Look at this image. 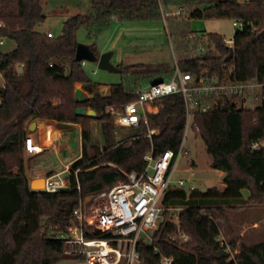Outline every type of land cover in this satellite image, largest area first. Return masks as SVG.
Segmentation results:
<instances>
[{"label": "trees", "instance_id": "obj_1", "mask_svg": "<svg viewBox=\"0 0 264 264\" xmlns=\"http://www.w3.org/2000/svg\"><path fill=\"white\" fill-rule=\"evenodd\" d=\"M165 19L172 16L170 6L187 8L188 18L231 20L242 23L233 36V56L220 35H208L207 50L193 57L180 58L181 70L199 75L202 70L221 76L231 73L235 82L264 84V0H161ZM98 20L117 15L121 21L161 19L158 0H92ZM180 10V14L182 11ZM123 17L125 19H123ZM46 17L40 0H0V37L13 42L14 48L0 51V264H62L65 240L74 223L73 211L82 197L100 193L129 172L145 168L144 154L157 156L166 150L177 153L185 125L184 101L179 94L156 100L158 111L147 116V124L129 129L127 136L116 138L114 121L106 114L109 107L119 108L132 102L135 92L152 82L167 80L172 72L157 74L151 67L117 65L127 80L111 85V96L75 101V85L94 91L93 83L75 61L78 44L76 31L88 24L81 14L63 23L61 36L49 38L38 27ZM103 23V22H101ZM179 27L172 28L176 30ZM181 31V30H180ZM187 32V31H183ZM182 33V31H181ZM197 42V41H195ZM95 56L96 53L88 46ZM24 65L22 70L19 65ZM86 107L97 112V119L78 117L75 110ZM59 124H80L81 153L68 169L69 188L47 193L33 191L26 177L24 140L32 120ZM193 132L203 141L211 157V169L223 172V190L209 188L204 193L171 187L163 204L180 207L177 220L164 213V220L153 232V243H139L140 264H161V257L173 264H264V241L257 244L237 240L222 245L218 240L226 212L264 206V150L252 153L249 146L264 135V112L236 110L228 103L195 114ZM90 121H100L101 144L93 143ZM154 133L148 136L149 132ZM78 187V190L76 189ZM248 191L244 198L242 191ZM187 240L179 238V235ZM87 239H108L110 235L84 230ZM235 252L230 258L227 251ZM83 262V256L76 257Z\"/></svg>", "mask_w": 264, "mask_h": 264}, {"label": "built area", "instance_id": "obj_2", "mask_svg": "<svg viewBox=\"0 0 264 264\" xmlns=\"http://www.w3.org/2000/svg\"><path fill=\"white\" fill-rule=\"evenodd\" d=\"M232 26L241 29L242 23L233 21ZM46 35L53 37L50 33ZM190 37L193 41L198 40L195 35L191 34ZM4 40L5 38L0 37V49ZM225 46L228 50L233 49V40H228ZM199 52H205V48L201 47ZM174 67L167 80L152 82L137 90L136 98L132 102L106 110V114L113 118L115 126L133 129L141 123L147 124V116L158 111L156 100L179 94L185 107L183 138L177 153L166 150L155 156L151 150L143 156L145 168L141 172H129L125 174L124 181H118L98 194L80 199L78 207L73 211L74 223L69 227L68 234L59 235V238L65 240V245L73 242L81 247L83 262L79 264H140L137 247L139 243H153V232L163 222L164 213L171 212L174 221L177 220L181 208L164 205L163 200L174 186L188 192L197 190L193 184L196 171L191 166L184 170L188 173L186 178L177 179L176 185L172 182L182 155L186 132L190 128L193 130L195 114L207 113L219 107L220 103H228L236 110L254 112L261 109L264 112L263 83L235 82L231 79L230 72L218 77L202 70L197 76L188 71L183 72L177 62ZM23 68V64L19 65L20 70ZM153 133L154 130H151L148 136ZM260 150H264V135L249 146L252 153ZM24 153L27 157L37 156L42 153V148L27 136L24 140ZM68 188L67 178L62 179L57 175L44 177L43 191L47 193L65 191ZM87 198H90L88 202ZM85 228L90 233L97 231L110 237L101 240L87 239L84 237ZM179 238L187 240L182 234ZM218 240L226 245L221 235ZM227 251L230 258L235 253L230 252L229 247ZM160 259L161 264L174 263L172 258Z\"/></svg>", "mask_w": 264, "mask_h": 264}, {"label": "rangeland", "instance_id": "obj_3", "mask_svg": "<svg viewBox=\"0 0 264 264\" xmlns=\"http://www.w3.org/2000/svg\"><path fill=\"white\" fill-rule=\"evenodd\" d=\"M159 1V14L161 19L152 21H121L117 15L107 16L102 21L97 19L96 12L92 8V0H40L43 14L46 17L43 24L38 27L40 33H50L53 38L61 36L63 23L72 16L81 14L89 18V23L78 28L76 40L81 44L91 46L96 56L113 51L114 56L111 63L114 66L122 65L129 67L134 64H143L151 67V71L157 74L173 72L175 62L180 58L193 57L200 54L199 49L210 44L208 35H220L225 43L231 40L237 31L232 26L233 21L218 19H187L188 9H178L170 6L168 12L172 14L170 20L165 19L162 10V1ZM180 10L182 14H180ZM123 19H125L123 17ZM103 22V23H101ZM176 30H171L172 28ZM187 31V32H183ZM195 35L198 40L193 41L190 35ZM14 48L13 42L4 40L0 51L6 53ZM83 69L93 83H99L106 87H97L101 95H113L114 89L111 85L126 81V76L120 73H110L99 70L95 63L83 62ZM166 80V79H164ZM149 85V84H147ZM0 86H3V78L0 76ZM77 89L82 86L75 85ZM109 91V93H108ZM82 96L92 99L83 90ZM157 106V105H156ZM100 121H90L89 129L91 139L95 144H101ZM80 124L63 123L58 125V132L53 137L51 145L47 150L42 148L39 157L30 159L24 154L26 177L28 181H35L49 176H60L68 178L70 165L80 158L81 132ZM116 138L127 136L131 130L119 128L114 125ZM62 136H61V132ZM182 155L178 161L177 172L172 177L174 185L179 178H186L188 173L184 171L191 166L196 171L194 186L204 193L209 188L223 190V174L211 169V157L206 153L203 141L195 136L190 128L186 132ZM58 139V142H56ZM56 142V143H55ZM44 145V144H43ZM45 145H50L45 143ZM244 198L248 197V191L243 190ZM220 225V235L227 242L237 240L236 250L241 243L257 244L264 241V206H252L251 208L236 209L226 212V218H217ZM254 225V226H253ZM255 225H257L255 227ZM81 247L73 242L66 244L64 253L72 256L71 259L62 261V264H79L76 257L82 256Z\"/></svg>", "mask_w": 264, "mask_h": 264}, {"label": "water", "instance_id": "obj_4", "mask_svg": "<svg viewBox=\"0 0 264 264\" xmlns=\"http://www.w3.org/2000/svg\"><path fill=\"white\" fill-rule=\"evenodd\" d=\"M258 36L264 37V31L260 32ZM75 52H76L75 53V61L77 63H79V62L95 63L99 70L107 71V72H110L113 74L114 73H120V69L117 68V66H115V65L113 66L111 63V59L114 56L113 51H108V52L101 54L100 56H95V54L92 51H90V49L87 45L79 43L76 46ZM232 56H233V49H229V53H228L226 60H230L232 58ZM83 90H85V88H83V89L80 88V89H77L75 91V101L82 102V101L87 99V97L82 96ZM86 92L91 98H95L98 96H110L109 94L101 95L98 90L96 92H93L91 89H89ZM108 93H109V91H108ZM75 115L78 117L87 116V117L92 118V119H97L99 116L96 111H94L92 109H88L86 107H80V108L76 109ZM35 127H36L35 122H32L28 126V131L33 132L35 130ZM30 189L33 191H43V189H44V178H40V179H37L35 181H32L30 184ZM89 199L90 198H87L86 202H88ZM71 258H72V256H70L67 253H64L62 256L63 261H66V259H71Z\"/></svg>", "mask_w": 264, "mask_h": 264}, {"label": "crops", "instance_id": "obj_5", "mask_svg": "<svg viewBox=\"0 0 264 264\" xmlns=\"http://www.w3.org/2000/svg\"><path fill=\"white\" fill-rule=\"evenodd\" d=\"M46 33V32H45ZM48 33V32H47ZM99 87H106V86H99ZM32 122H35L36 124V127H35V130L33 132H29L28 131V127L26 129L27 131V134L28 136H32L35 140V142L41 144L43 147V150H47L48 148H50V146H54V144L51 145V142H52V137H53V131H55V135L56 133L58 132L59 128H58V125H60L59 123L57 122H54V121H50V120H40V119H35V120H32L29 125L32 123ZM41 123H48L50 125V132L49 134L42 131V127H41ZM28 125V126H29ZM61 132V131H60ZM61 136H62V132H61ZM49 137V138H48ZM56 142H58V139H56ZM55 142V143H56ZM45 143L47 144H50V145H45ZM44 144V145H43ZM39 155L37 156H33V157H28L30 159H34V158H37L39 157ZM25 163H26V160H25ZM223 174V177L225 176V174L223 172H219V175H222ZM254 226V225H253ZM257 225H255L256 227Z\"/></svg>", "mask_w": 264, "mask_h": 264}, {"label": "bare ground", "instance_id": "obj_6", "mask_svg": "<svg viewBox=\"0 0 264 264\" xmlns=\"http://www.w3.org/2000/svg\"><path fill=\"white\" fill-rule=\"evenodd\" d=\"M42 131L49 134L50 132V125L48 123H41ZM49 138V137H48Z\"/></svg>", "mask_w": 264, "mask_h": 264}]
</instances>
